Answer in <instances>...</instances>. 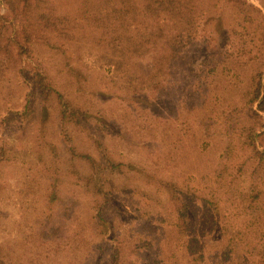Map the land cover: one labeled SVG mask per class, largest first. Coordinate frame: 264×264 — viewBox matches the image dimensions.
Returning <instances> with one entry per match:
<instances>
[{"label": "rangeland", "instance_id": "rangeland-1", "mask_svg": "<svg viewBox=\"0 0 264 264\" xmlns=\"http://www.w3.org/2000/svg\"><path fill=\"white\" fill-rule=\"evenodd\" d=\"M193 1L199 35L150 92L111 78L105 0H35L50 23L29 28L0 5L2 34L22 45L0 49V264H264V159L246 143L253 128L264 149V112L244 92L264 0H242L262 12L251 24L233 0ZM55 89L81 107L79 125L61 122ZM80 153L125 172H104L95 193Z\"/></svg>", "mask_w": 264, "mask_h": 264}, {"label": "trees", "instance_id": "trees-1", "mask_svg": "<svg viewBox=\"0 0 264 264\" xmlns=\"http://www.w3.org/2000/svg\"><path fill=\"white\" fill-rule=\"evenodd\" d=\"M35 0H0V5H6L13 15L10 20L19 19L21 27L37 25L46 26L50 23V16L42 14L33 17L30 10ZM108 2V11H99L100 21L111 26L112 36L108 39L110 45L107 53L106 64L115 83L128 90H144L145 92L158 89L162 77H167L177 69L183 57V48L199 35L198 16L199 8L193 7V0H105ZM236 17L241 21L252 23L254 13L262 12L251 3L242 0H233ZM4 19L0 15V49L10 45H20L17 35L4 36ZM10 24V22H9ZM239 25V24H238ZM244 29L243 25H241ZM245 30V29H244ZM247 30V29H246ZM26 31L22 30V33ZM247 32V31H246ZM1 36H4L1 37ZM15 41V42H12ZM246 47V46H244ZM138 59H146L145 64ZM257 68L248 78L245 89V105L251 115L264 112V54ZM37 76H40L37 73ZM42 85L41 79H39ZM46 92V86L42 85ZM50 88V87H49ZM51 90L48 89L47 92ZM56 93L59 105V119L61 122L79 125L84 115L80 106L73 104L59 91ZM47 94V93H45ZM259 116V115H258ZM83 118V117H82ZM264 134V129L261 131ZM246 143L254 154H260L259 159H264V149L258 151L256 147V132L249 129L246 133ZM103 150V149H102ZM89 164V174L84 178L87 186H93L95 193H102L104 172L124 173L123 162L115 161L108 153H102L103 165H99L92 157L85 153L79 154ZM167 190L176 196L174 185L165 183ZM202 205H212L213 198L209 195L200 196ZM179 200H176V202ZM183 203V202H182ZM120 258L119 251L111 254L113 262Z\"/></svg>", "mask_w": 264, "mask_h": 264}]
</instances>
